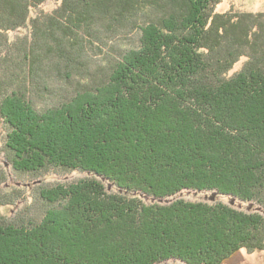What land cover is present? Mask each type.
I'll use <instances>...</instances> for the list:
<instances>
[{
  "label": "trees",
  "instance_id": "obj_1",
  "mask_svg": "<svg viewBox=\"0 0 264 264\" xmlns=\"http://www.w3.org/2000/svg\"><path fill=\"white\" fill-rule=\"evenodd\" d=\"M45 1L0 0L3 152L18 175H87L42 182L9 217L24 189L2 191L0 172V264H223L264 251V13L55 0L33 17ZM23 28L30 37L10 39Z\"/></svg>",
  "mask_w": 264,
  "mask_h": 264
},
{
  "label": "rangeland",
  "instance_id": "obj_2",
  "mask_svg": "<svg viewBox=\"0 0 264 264\" xmlns=\"http://www.w3.org/2000/svg\"><path fill=\"white\" fill-rule=\"evenodd\" d=\"M60 6V2L55 0H46L38 9L32 11V16L36 17L40 13L50 14L56 8ZM216 11L219 13H225L228 11L234 12H250V13H264V0H222L217 6ZM10 39L13 41H17L19 38H24L26 36L30 37V29L23 28L18 29L16 31H11L9 33ZM137 33H130L124 38V41H138ZM115 41H122L120 39H116ZM246 61V58H242L235 67L230 71L229 75L234 74L236 71L240 70ZM5 130L2 125V119L0 118V172L5 170L8 174V183L4 184V187L1 188L2 191H9L13 188V186L23 188V194L25 196L24 199H18L16 203L12 206H7L2 208V212L13 216L17 211H21L23 209L29 208L32 206L35 200V194L38 191L37 185L42 182L48 185H53L57 183L68 184L71 182L78 181L84 177H86V173L81 172H71L67 174L60 173H49L44 177H36L31 174L26 175H18L11 168V165L7 162L5 158V153L3 152L4 146V136ZM181 198H184L187 201H210L213 197V193H197L192 191H184L180 194ZM222 202L231 204L230 200L226 197L219 198ZM232 205V204H231ZM236 208L243 209L246 211H250V205L248 204H240L235 203ZM36 209V207H34ZM25 212V210H24ZM223 264H264V251H254L248 252L243 249L238 252L235 256H233L230 260L226 261Z\"/></svg>",
  "mask_w": 264,
  "mask_h": 264
},
{
  "label": "water",
  "instance_id": "obj_3",
  "mask_svg": "<svg viewBox=\"0 0 264 264\" xmlns=\"http://www.w3.org/2000/svg\"><path fill=\"white\" fill-rule=\"evenodd\" d=\"M216 196H217V195L214 193L212 199H215ZM231 204H235V199H232V200H231Z\"/></svg>",
  "mask_w": 264,
  "mask_h": 264
}]
</instances>
